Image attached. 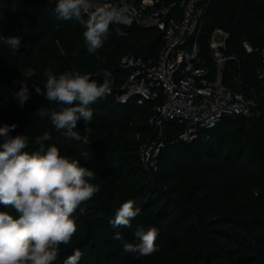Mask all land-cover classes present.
Returning a JSON list of instances; mask_svg holds the SVG:
<instances>
[{
  "label": "trees",
  "instance_id": "obj_1",
  "mask_svg": "<svg viewBox=\"0 0 264 264\" xmlns=\"http://www.w3.org/2000/svg\"><path fill=\"white\" fill-rule=\"evenodd\" d=\"M55 3L0 0V35L22 38L16 52L0 42V91H17L21 82L30 91L23 105L14 94L0 105V125L15 123L12 135H27L29 150L38 147L37 136L48 132L46 146L55 144L61 155L78 158L95 172L92 182L100 186L84 210L73 213L76 231L59 246L54 264H63L74 249L82 252L78 264H264V84L258 74L264 73V0H209L199 42L213 72L209 36L216 28L227 33L220 48L227 57L222 83L253 99V114L224 116L189 141L179 138L183 128L177 121H168L154 166L142 162L140 148L155 136L148 118L156 101L119 103L114 93L128 74L120 66L123 55L155 58L160 32L132 25L118 33L111 23L103 46L92 54L84 45V25L57 19ZM244 43L253 50L247 52ZM46 69L57 75L88 73L98 83L106 70L111 72L112 93L91 105L87 128L82 118L77 121L75 131L88 142L65 137L39 114L41 108L60 107L35 91V85L44 90ZM129 199L140 213L131 227L113 228L110 219ZM139 226L158 231L157 250L149 255L125 253L113 238L119 231L135 242Z\"/></svg>",
  "mask_w": 264,
  "mask_h": 264
},
{
  "label": "clouds",
  "instance_id": "obj_2",
  "mask_svg": "<svg viewBox=\"0 0 264 264\" xmlns=\"http://www.w3.org/2000/svg\"><path fill=\"white\" fill-rule=\"evenodd\" d=\"M126 9L96 7L91 9V0H56L54 12L59 20H75L84 25L82 33L87 51L97 54L108 37L109 25L116 22ZM85 16L87 18L85 19ZM0 42L16 52L21 47L19 35H0ZM31 75V73L26 74ZM44 90L35 85L50 102L60 105L59 110L41 108V116L47 115L54 127L65 137L75 140L81 137L77 121L81 118L85 128L93 119L91 105L105 97L111 90V72L103 73V81L91 78L88 73L66 71L59 75L50 69ZM21 105L28 100L27 83L21 82L14 93ZM75 102V103H74ZM16 124L0 125V264H54L59 246L68 244L76 231L73 213L100 191L93 183L95 172L61 155L48 132L35 138L37 148L29 150V138L24 133L12 135ZM81 156L87 158L86 153ZM134 201L123 202L109 223L113 228L131 227V221L139 213ZM155 227L139 226L134 231L135 242H129L121 232L113 234L121 241L125 253L149 255L157 250ZM82 252L74 249L63 264H78Z\"/></svg>",
  "mask_w": 264,
  "mask_h": 264
},
{
  "label": "built area",
  "instance_id": "obj_3",
  "mask_svg": "<svg viewBox=\"0 0 264 264\" xmlns=\"http://www.w3.org/2000/svg\"><path fill=\"white\" fill-rule=\"evenodd\" d=\"M209 0H91V9L110 7L126 9L117 20L126 27L155 28L162 44L157 56H141L127 52L120 66L127 77L114 93L116 102L126 103L131 98L136 104L156 101L148 124L155 136L140 148L141 160L154 166L156 156L164 146V130L168 121L182 126L179 138L192 140L202 129H209L227 115L253 114V99L233 92L222 83V71L227 57L220 48L225 46L227 33L214 29L209 46L214 70L200 55L199 42L204 15ZM247 52L253 48L244 43ZM264 57V49L261 52ZM263 79L264 73L258 70ZM112 90L108 94H111ZM3 102L0 101V105Z\"/></svg>",
  "mask_w": 264,
  "mask_h": 264
},
{
  "label": "rangeland",
  "instance_id": "obj_4",
  "mask_svg": "<svg viewBox=\"0 0 264 264\" xmlns=\"http://www.w3.org/2000/svg\"><path fill=\"white\" fill-rule=\"evenodd\" d=\"M113 23H114L115 29L118 33L121 32L126 27L122 24H119L117 21L113 22ZM15 91H16L15 89L8 90V89L4 88L2 91H0V95H1L0 101L1 102H9L12 99V97H13L12 95L15 93Z\"/></svg>",
  "mask_w": 264,
  "mask_h": 264
}]
</instances>
